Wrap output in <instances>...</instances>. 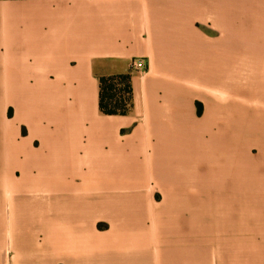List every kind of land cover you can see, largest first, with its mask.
I'll use <instances>...</instances> for the list:
<instances>
[{
  "label": "crops",
  "instance_id": "obj_1",
  "mask_svg": "<svg viewBox=\"0 0 264 264\" xmlns=\"http://www.w3.org/2000/svg\"><path fill=\"white\" fill-rule=\"evenodd\" d=\"M135 59L144 70H133ZM122 73L131 75V111L104 114L100 76ZM257 75L264 0H0V86L28 90L25 117L4 103L3 198L14 194L16 149L23 158L28 147L48 145L53 165L72 167L63 184L36 191L40 228L18 202V246L11 249L9 229L0 243V257L8 243L5 264H159V248L165 264H264V161L246 160L249 148L237 171L234 152L220 144L235 131L207 121L214 107L230 114L236 99L249 103L235 90ZM99 147H113L120 167L88 166ZM236 184L245 191L244 227L205 229L190 223L191 207L171 224V204L218 197L221 185L229 187L222 209L233 210Z\"/></svg>",
  "mask_w": 264,
  "mask_h": 264
},
{
  "label": "rangeland",
  "instance_id": "obj_2",
  "mask_svg": "<svg viewBox=\"0 0 264 264\" xmlns=\"http://www.w3.org/2000/svg\"><path fill=\"white\" fill-rule=\"evenodd\" d=\"M256 73L260 74L259 71H256ZM256 78L258 79L250 83L247 89H241L242 87H240V89L235 90L237 93H240V95L246 97L245 99H247L249 103H242L236 99V103L232 105L233 107L230 114H228L227 106L214 107L212 110L208 111L207 121L210 126L212 123L216 124L217 128L221 131V129L227 128V124H229V128L233 129V132L235 131L234 137L224 136L225 138L220 140V144L226 145L225 150H232L231 153L234 152L237 171L238 166L242 165V162L245 160L241 155H246L245 153L249 148L251 154L247 152L249 158L246 160H251L252 162L264 161V103L261 102L262 100L264 101V75H257ZM27 92L28 90L20 88L6 90L3 86H0V174L5 170L2 163V157L5 152L2 128L4 123H6V117L9 116L7 113H4V103L8 100L14 102L17 105L18 118L25 117L23 101ZM202 94L200 93V95ZM195 104L197 113L202 115L203 111H205L206 103L197 99ZM10 113L11 109L9 110V114ZM225 134H227V132ZM111 138L114 141L117 140L116 135ZM113 152V147H109L108 150H106L105 147L95 148L90 151L88 158H85L84 161L88 162V166H93L94 163H101V165L109 164L110 166L113 165V167H120L119 160L116 159L115 156L113 157ZM20 154V149L14 151V159L13 162L10 163V170H8L12 176V181H14L16 185L14 186V194L10 202L6 201V198H3L4 194L0 180V243L4 240L5 230L9 229L12 237L9 245L12 250H15L18 246L19 213L16 209L18 202L25 201L29 204L31 208V213L29 214L30 222L36 223V228H40V218L35 210H37L38 205L42 203V198L41 196H37L38 194L36 191L44 188L43 186L45 185L49 187L48 184L54 186L63 184L64 178H68L65 175L68 174L72 168L69 166L60 167L53 165L52 161L55 159L56 151L48 145L43 147H28L25 150L23 158H20ZM158 175V169L155 168L154 177L158 178ZM148 189L152 197L159 200L162 195L161 190L157 186H154V184H150ZM228 189L229 187L227 185H221L214 191L215 194H219L218 197H211L208 199L205 197H198L194 202H188L190 206L187 203L185 204L183 200L178 199V202H175L173 205L171 204L172 213L175 214L171 218V224H176V217L182 216L186 212V208L191 207L192 214L188 217L190 223H194L198 220L200 222L199 224L205 229L219 227L225 229L235 226L244 227L247 220L242 213L243 209L238 205L242 203L243 192H245L243 190L244 188L240 184L235 185L238 198L230 199L235 208L233 210L227 208L223 211L222 203L228 201V198H225V194L227 193L226 190ZM92 198L94 197L92 196ZM90 202L89 205L95 209L97 200L92 199ZM91 212L92 214L96 213L95 211ZM86 214L84 210L77 212V215L81 216ZM97 226L99 231H104L108 228L106 224L99 223ZM7 246L1 252V264L10 261V252L7 250ZM157 252L159 264H165L166 258L163 250L159 248ZM129 253L130 251L126 254ZM145 253L143 254L145 258L151 255L149 250H147L146 254ZM100 254L101 253L98 252L97 256L100 257ZM57 264H65V261L57 260Z\"/></svg>",
  "mask_w": 264,
  "mask_h": 264
},
{
  "label": "trees",
  "instance_id": "obj_3",
  "mask_svg": "<svg viewBox=\"0 0 264 264\" xmlns=\"http://www.w3.org/2000/svg\"><path fill=\"white\" fill-rule=\"evenodd\" d=\"M100 110L104 114H128L133 106L129 73L100 76Z\"/></svg>",
  "mask_w": 264,
  "mask_h": 264
},
{
  "label": "built area",
  "instance_id": "obj_4",
  "mask_svg": "<svg viewBox=\"0 0 264 264\" xmlns=\"http://www.w3.org/2000/svg\"><path fill=\"white\" fill-rule=\"evenodd\" d=\"M145 66L146 65L142 59H135L132 61L133 70H137V71L144 70Z\"/></svg>",
  "mask_w": 264,
  "mask_h": 264
}]
</instances>
